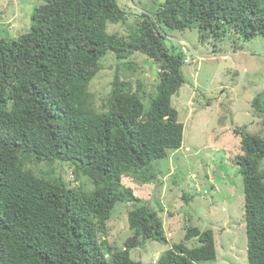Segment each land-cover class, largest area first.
Here are the masks:
<instances>
[{
  "label": "trees",
  "instance_id": "trees-1",
  "mask_svg": "<svg viewBox=\"0 0 264 264\" xmlns=\"http://www.w3.org/2000/svg\"><path fill=\"white\" fill-rule=\"evenodd\" d=\"M128 18L117 0H45L29 31L0 39V264H148L131 249L147 240L168 243L164 220L139 203L128 212L133 235L125 247L107 239L115 205L140 201L134 182H153V163L183 144L172 97L185 83L186 54L165 45V28H198L203 42L264 38V0H164L136 18L131 34L108 30ZM110 52L120 60L140 52L158 66L147 110L143 82L135 86L120 69L96 106L90 83ZM252 108L264 118V89ZM234 132L241 137L235 162L244 181L248 258L264 264V136ZM42 162L49 171H35ZM70 169L73 181L64 177ZM184 238L154 264L216 258L212 229L190 225ZM193 239L197 246L186 243Z\"/></svg>",
  "mask_w": 264,
  "mask_h": 264
},
{
  "label": "rangeland",
  "instance_id": "rangeland-1",
  "mask_svg": "<svg viewBox=\"0 0 264 264\" xmlns=\"http://www.w3.org/2000/svg\"><path fill=\"white\" fill-rule=\"evenodd\" d=\"M128 12L126 23H110L108 30L129 35L142 13L155 12L164 0H117ZM45 0H0V39L11 40L30 30L34 9ZM165 45H173L186 54L182 70L185 83L172 97V105L184 123L183 144L169 150L168 156L153 163L157 173L153 182H134L140 201L118 202L108 221L107 239L119 248L133 235L128 224V212L136 204H145L164 220L168 243L147 240L131 249L134 259L154 264L166 249L184 241L187 227L212 229L217 256L199 264H251L245 221L244 181L235 162L241 152L240 127L252 134L264 136V118L252 108V100L264 89V38L203 42L198 28L184 31L165 28ZM137 63L134 68L128 64ZM102 69L92 79L90 90L98 108L111 90L117 69L124 79L143 82L149 96L156 94L158 66L140 52L120 60L108 53ZM121 67V68H119ZM35 171L47 172V163L33 165ZM264 167V160L262 162ZM58 171V170H57ZM63 172V171H62ZM73 181L70 170L64 172ZM84 189H94L89 178H83ZM190 246L199 243L186 241Z\"/></svg>",
  "mask_w": 264,
  "mask_h": 264
}]
</instances>
